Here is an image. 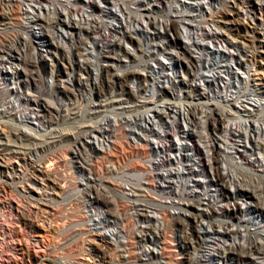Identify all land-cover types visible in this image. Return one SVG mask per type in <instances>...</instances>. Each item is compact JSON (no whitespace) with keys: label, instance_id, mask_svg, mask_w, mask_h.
Returning <instances> with one entry per match:
<instances>
[{"label":"bare ground","instance_id":"bare-ground-1","mask_svg":"<svg viewBox=\"0 0 264 264\" xmlns=\"http://www.w3.org/2000/svg\"><path fill=\"white\" fill-rule=\"evenodd\" d=\"M94 1L95 0H19L20 6L17 3L18 1L15 0L18 5L16 4V7H13V16L17 18V16L22 14L23 20H26L27 23H34L41 28H43L45 24H48V26L55 28V30L64 28V30L72 32V35L68 33L70 35L69 41L73 42L72 38H74V42H69V44L72 45L77 41L81 43V45L77 43L75 48H72L71 52L77 50L79 51V54H82L84 50H87L88 42L92 43L93 47L99 49L101 52L103 50H106L109 53L113 52L116 46H118L117 43H113L111 40L112 37H115L116 31L113 30L112 26L105 24L102 18L115 19V17H118L123 24L121 29L123 31L121 36L122 39L123 37H127L132 40L134 37L133 35H142L144 37V41L147 43V53L145 56L147 58L154 56L158 47H160L159 50L163 49V51L167 53H173L167 47L161 48V40L159 41L160 44L158 43V47L155 44H151L150 41L159 36L163 39L164 35L167 36L169 31L174 30L177 36L178 24H183L185 26L188 31V37L192 40L193 45L202 50V46L200 42L198 43L197 38L201 35L202 37L212 39L213 41L220 39L223 35L221 31L223 27L221 28L219 25L226 23L225 21L232 22L233 19H229V15L237 20L241 19L244 23L249 21L253 24L256 20L251 12L253 9L251 0H229V3L228 0H213L214 2L221 4L222 9L210 13L208 15L209 22L213 23L219 31L216 29L210 30L208 29V26L201 25V23H206L205 18L200 24H193L192 19L186 18V12L180 11L177 6L173 7V4L171 5L168 3L169 1L162 9L160 6L161 0H147L148 3H145V0H101L100 3H103L104 7H96ZM260 2V10H262L264 1L260 0ZM22 3L27 7L23 8ZM133 5L137 8H133ZM37 8L39 10L46 9L48 14L50 11L51 17L48 16L50 20L49 18L47 19V14L41 15L39 13L34 14V12H31V10ZM59 8H61L60 10L62 12ZM85 9H91L93 12L88 13ZM162 12L167 13L165 17L159 16V13ZM63 14L68 18L70 17V21L63 19ZM99 16H102V18ZM77 17L80 19H77ZM256 25L257 26H255L254 30H246V34L249 32L255 34L256 41H253H255L254 44H256V46L254 50H252L253 52L250 58L248 57L247 60L250 64H247L249 67H247L245 72L247 77L240 75L239 83H234L232 81L233 83L230 82L224 84L221 80L224 84L221 86V82H218V79L214 77L204 80L207 88L213 93V96L194 89L192 85H187L185 95L186 100H183L181 105L179 103V105L173 103L170 98L167 101H163L162 104H155V106H150V101L144 99L137 100L140 105L135 104L134 109L127 113L131 115L129 120L124 119V114L126 113L124 111L119 112L114 109L110 111L101 110L102 114H105V116L110 118V121L105 120L106 126L104 129L102 128L107 137V144L110 149L108 152H104L102 156L96 160L95 163L98 167L97 170L107 169V166L105 167L104 163L108 161H111V164L115 165L121 164L133 157H141L142 159L149 158V165L147 166L142 165L143 163H135L128 169H122L118 172L121 174L129 173L132 179L130 182L133 183V186H127V190L133 192L137 191L142 193V195H146V199L143 201L148 203L149 206L151 205L150 208L154 207L156 213L153 216H155L157 222V228L155 227V229L158 230L159 237H157L156 233H153V235L156 236L158 244L148 243L146 247L148 245H160L161 252L154 255L153 253L150 254L149 251L143 252L142 250H139V247L137 246L141 239L139 236H143L144 240L147 234L150 235L152 233H146L145 231L148 229H145L142 225L137 228L138 230L132 232L131 227H128V220H125L124 229H119L118 232L123 233V231H125L126 240L122 244H119V246L121 250L124 251L125 254L128 253L129 256L127 258L128 262H122V264H132L134 263V260L139 259L140 256L142 258L151 259L157 264H165L163 258L172 260V262H167L168 264H178V262H173L174 250L172 246L175 243L172 242L171 236H169V227L172 224V219L175 217L173 215V212L175 211H180L181 216L184 218L185 215H193V218L197 220V223L207 221L208 225H212L216 222L223 224L224 222H228L229 219L231 221L238 219L237 221L245 227L244 230L240 225L239 230L236 231L238 232L236 235L232 234L231 230H227L228 232L225 233L226 235H221L224 234L223 230L219 231L216 229L199 230L198 233L196 232V239L192 246L193 256L191 257V264L194 260V253L196 251L201 257L200 262L204 261V257L208 256L210 260L211 258L216 257V261H214L213 264H264V102L255 101V99H252L251 97L253 93H256L257 96L264 95V22ZM47 30L49 31V28ZM108 31L109 33L107 34ZM78 38H85L86 41L78 40ZM241 44L246 46L245 42H242ZM66 45H68V43L58 42L55 50L62 49L70 51V47ZM46 48L47 53H39V59L48 53H51L53 50L49 48V44H46ZM185 52L190 53V49L185 48ZM244 53L245 56H249L247 51ZM91 54L93 55V52H91ZM173 55L176 60H179L180 57L178 53H173ZM18 56H20V54H18ZM25 56H27V54ZM230 56H232V54H230ZM66 57L65 59H67ZM6 61L7 59L0 57V71L2 70V67H4L7 69V73H11L12 76H4L0 72V105L6 107L3 114H8V117L10 116L12 119L10 118L8 121L6 119V122H4L3 125H7V127L11 129L14 140H17L16 143H18V141H38L41 140V138L42 140L46 138L48 139L50 135V140L52 139V142L50 141L51 143L60 142L55 138H61V134L54 136L56 135L54 134V131L58 130L54 129L56 127L53 128L55 125L54 120L48 118V114L52 115L50 109L44 108V110H39L40 108L38 107L42 106L37 102L36 104L38 107L33 103L29 104L28 102L24 109H17L12 105L10 97L12 95L15 96V94L2 88V86L13 80L14 84L21 85L23 81L17 77L19 76V73L10 72L9 69L11 67L6 65ZM16 61L25 62L22 58L20 59V57H18ZM68 61L70 65V60ZM141 62L142 63L139 65H141L147 72L146 76L152 78L155 77V80L162 77V67L159 66V68L151 65L147 67V62L145 60L144 62ZM89 63L87 62V64ZM24 64L30 65L32 63L27 61ZM239 64L244 65L243 62H240ZM199 70V66L193 65L191 69L189 68L187 70L188 73L185 75H193L196 77L199 75ZM3 71L4 70H2V72ZM226 71L228 72L229 69ZM128 75L136 78L140 77L138 71H131ZM216 75L218 76V74ZM203 77L204 74H202L201 79ZM182 78L184 80L182 81V84H185L186 78ZM247 88H249V90ZM137 90L139 92V89ZM161 99H164V95L161 96ZM161 105L163 107L159 109L158 106ZM162 113L164 116L161 115ZM150 114H152L156 120L151 119L152 115ZM111 115H115V117L117 116V119L111 118ZM19 117H24L29 120L34 119L38 122L39 126H42L41 132L33 134L25 131L23 126L27 127L26 124L24 125L23 123L19 124L14 122V118ZM166 117L169 120L166 119ZM138 122L147 123V133L155 134V140H144L141 144H135L134 142H128L126 140L123 141L126 143H122L121 136H124V134L127 133L125 127L129 124H135ZM181 122L184 123L188 129H183ZM257 123H260V127ZM87 124L88 123H86V125ZM215 131L218 132L219 135H217ZM173 133L180 140V148H178L179 146H176L172 139ZM9 136L11 137V135ZM9 141L8 143H10ZM188 142L191 143L189 144ZM3 143L1 145L2 147H8L5 144L3 145ZM14 143L15 142L13 141V144ZM16 143L15 145L19 144ZM35 144L37 145L36 142ZM186 145H192V147L187 149L185 147ZM6 147L2 150L0 149V164L4 165L2 173H7V176L10 177L12 182L14 180L23 179V181L27 183L26 186H23L26 187V191L31 196L29 198L30 204H33L34 206L41 202L44 204V206H39L40 204L37 205L40 208L38 209L37 207V210L33 211L31 213L32 215L30 214L31 216L29 217L24 212L19 213L16 207L17 203L13 201V198H11L12 196L6 187L0 188V194L2 195H0V210L7 208L10 212V216L13 217L12 222H9L8 220V226H4L0 222V243H4L2 245L4 248L0 251V264H17L18 259L15 260L14 258L17 251L19 252L21 248L9 246L7 243L10 242L8 240L12 241L18 239V234L22 232L21 225L32 229L35 226L34 222L42 221V223L47 224L49 227L48 230L51 233L57 232V228L51 225L54 223L52 218L57 212L55 209H51L48 204H45L43 197L46 198L45 201L53 203L56 201L57 196L62 195L64 188L66 187L64 186L65 184L63 185L59 182L51 181L50 174L52 173L51 171H55L56 168L65 164L66 157L63 159L53 157L49 159L47 164L41 166L37 163L38 161H35L28 156L29 153L21 152V149L20 151L17 149L11 150L10 153H4L5 151H8ZM18 147H20V144ZM24 148L29 147L24 146ZM187 151H190V153ZM171 153L174 154V156H172ZM258 153H260L262 157H260ZM220 160L223 162V165H225V168L223 169L227 176L226 178L229 179L230 183L237 191V199L240 197H242V200L243 198H246L245 200L247 202L245 204L250 205L248 206L249 211L253 213V215H250L248 219H242V217L238 218V216L235 215V212L230 213L228 211L229 200H234V198L231 197V195L230 197H228L229 195L222 197L223 193L225 195L223 185L226 178H223L221 175L219 168ZM114 170H116V168L110 169L109 171L112 172ZM93 175V177H89L88 181L97 184L101 178L97 172L95 174L93 173ZM202 178H205L207 182L202 180ZM247 178L252 180V182L253 180L258 182V185L254 187L259 189H256L259 191V194L254 188H250L252 185H249L250 187L247 186ZM243 182L247 183L245 184ZM242 188L246 190L243 194L244 196L238 194L239 189ZM115 191L117 194L115 195L118 196V199L123 198L128 200V196L122 194L118 188L113 189L114 193ZM216 192L218 194L221 193V196L217 197V194H215ZM33 197H35L34 200H32ZM165 199L167 201H163ZM14 202L16 204H14ZM216 203L221 204L220 209L216 208ZM200 205H204L205 209L199 208ZM29 206L31 205L26 206L28 210ZM171 209L175 211L172 212ZM208 209L210 212H208ZM39 210L47 214V217L40 215L41 212ZM201 217L205 218L199 219ZM146 221H148L147 218ZM178 223L179 222H176L174 226L179 228ZM115 224H117V226L120 225V217H117ZM188 226L190 225L187 223L183 224V228L185 229H188ZM212 228L214 227L212 226ZM230 233L232 235H229ZM99 238L101 237L98 236V239ZM45 240L41 239L35 242L38 245L39 250L43 253H46L47 250L51 249V244L47 243ZM100 241L103 243L107 251L112 250V247L117 250V248H115L113 244L111 245L105 238H101ZM76 247L75 250L79 251L82 256L89 257L96 261V257L93 258L94 255L92 249H87V247L82 244L81 247H79L78 244ZM4 253H12V255L14 254L15 256L9 254L5 255ZM98 257L99 256H97V258ZM100 258L101 260H99V264H109L111 262L110 257L107 256L106 253ZM21 260H23V258H21ZM49 261L60 264L59 261L54 258L49 259Z\"/></svg>","mask_w":264,"mask_h":264},{"label":"rangeland","instance_id":"rangeland-1","mask_svg":"<svg viewBox=\"0 0 264 264\" xmlns=\"http://www.w3.org/2000/svg\"><path fill=\"white\" fill-rule=\"evenodd\" d=\"M17 1L19 4V0ZM251 1L253 4L251 12L256 19L255 22L253 24L249 21L244 23L241 19L237 20L233 18V16L229 15L228 18L233 19L232 22L225 21L226 23L222 22L223 24L219 25L221 28L223 27L221 30L223 35L220 39L213 41L212 39L204 38L201 35L197 38L198 43L200 42L202 46V50L193 45L192 40L188 37V31L183 24L177 25V36L174 30L169 31L167 36L164 35L163 39L159 36L150 41L151 44H155L158 47V43L161 40V48L167 47L173 53L179 54L180 58L179 60H176V58H174L175 54L173 55V53H167L163 51V49L159 50L160 47L156 49L154 56L150 58L145 57L147 53V43L144 41V37L142 35H133L134 37L132 40L127 37H123L122 39L121 36L123 31L121 29L123 24L118 17L112 19L102 18V16H99L105 24L112 26L113 30L116 31L115 37H112L111 40L113 43H117L118 46H116L113 52L109 53L106 50L101 52L99 49L93 48V45L90 42L87 44L88 47L86 46L87 50L88 48L89 50H84L82 54H79V51L77 50L72 52L67 50L66 52L62 49L55 50L58 42L68 43L69 34L72 32H68V30H64V28L55 30V28H52L45 23L43 29L34 23H27L26 20H23L22 14L15 18L13 16V7L15 8L17 4L15 0H0V57L7 59L6 65L11 67L9 69L10 72L19 73V76L17 77L23 81L21 85H17L13 83V80L3 85L2 88H5L7 91L15 94V96L12 95L10 99L12 105L17 109H24L28 102L29 104L33 103L36 107H38L36 102L39 103L40 106H42L38 107L40 108L39 110H44V108L50 109L52 115L48 114V118H52L54 120L55 125L53 128L56 127L54 129L58 130L54 131V134H56L54 136L61 134V138H55L60 142L51 143L52 139L50 140V135L48 139L46 138L42 140L41 138V140L38 141L33 140L34 142L18 141L20 144V147H18L19 144L16 143L17 140H14L11 129L8 128L7 125H3V123L6 122V119L8 121L10 118L12 119V117H8V114H3L6 107L0 105V149L2 150L6 147L1 146L5 141L3 145L5 144L8 146L6 147L8 151H5L4 153H10L11 150L17 149L20 151L21 149V152L23 151V153H29L28 156L31 159L38 161L37 163L41 166L47 164L49 159L53 157L62 159L66 157L65 164L56 168L57 170L55 169V171H51L52 175L50 174L51 181L59 182L63 185L65 184L64 186L66 187L64 188L62 195L57 196L56 201L53 203L45 201L46 198L43 197L45 204H48L51 209H55L57 212V214L52 218L54 223L51 224L53 227L57 228V232L51 233L48 230L49 227L47 224L42 223V221L34 222L35 226L32 229L21 225L22 232L18 234V239H14L12 241L8 240L10 242H8L9 244L7 243L9 246L21 248L19 252H15L17 258L14 254L12 255V253H4L5 255L9 254L11 256H15L14 259H18L17 264H58L49 261V259L53 258L58 260L60 264H99V260H101L100 257H102L104 253H106L111 259L109 264H122V262H128L127 258L129 254L126 253V256L125 252L121 251L119 244L117 247L115 246L118 251L113 247L112 250L107 251L100 239L105 238L111 245L112 242H115L112 231L114 230L113 228L118 227L117 224H115L117 217H113L116 205H118L120 216L123 218L127 217L130 212H135L138 217L147 218V226H154V220L156 221V218H153L152 216L156 213L154 207L150 208L151 205L149 206L148 203L143 201L146 197L145 195H142V193L127 190V186L131 185L129 173L121 174L118 172L122 169H128L135 163H143L142 165L147 166L149 165V158L142 159L141 157H133L121 163L122 165H113L111 164V161H108L104 163V166H107V169L97 170L98 167L95 163L96 160L102 156L104 152H108L110 149L107 144L99 141L98 137L95 135L105 136V132L103 131L106 126L105 120L110 121V118L105 116V114H102L101 110L110 111L114 109L119 112L124 111L126 112L124 114V119L129 120L131 115L127 113L134 109L135 104L140 105V103L136 100L141 99L138 97L137 93L139 83H141L143 89H146L147 96H149L148 93H151L152 95L145 99L146 101L151 102L149 103L150 106L162 104L163 101H167L169 98L173 101V103H179L181 105L183 100H186L185 95L187 85H192L194 89L213 96V93L209 88H207L204 82V80H208V78L214 77L218 79V82H221L222 80L224 84L232 81L234 83H239L240 75L247 77L245 72L247 67L250 65L247 60L248 57L250 58L253 52L252 50H254L256 46V44H254L256 41L255 34L250 32L246 34V30L248 29L249 31H252L255 26H257L256 24L264 22V5L262 6V10H260V0ZM94 2L96 6L101 5V7H104V4L100 3L101 0H95ZM167 2L171 5L173 4V7H179L180 11L186 12V18L192 19L193 24H200V22L205 18L206 23H201V25L208 26V29L210 30H218L213 23L209 22L208 15L216 10L222 9L221 4L216 3L213 0H161V9L166 6ZM229 2L230 1L228 0V3ZM145 3H148V1L145 0ZM22 5L23 8L27 7L24 6L23 3ZM132 7L137 8L135 5ZM60 9L61 8H59V10ZM35 10H31V12H34V14L39 13L41 15L47 14V19L51 17L50 11L48 14L46 9L39 10L37 8ZM85 10H87L88 13L93 12L91 9ZM166 14L167 13L162 12L159 13V16L165 17ZM62 17L66 21H70V17L68 18L64 14ZM77 19L80 18L77 17ZM48 28L49 31L47 30ZM108 33L109 31L107 34ZM242 42H245L246 46L242 45ZM46 44H49V48L53 50L51 53L42 57L43 59H39V53H47ZM185 48H189L190 53H186ZM245 51L248 52L247 54L249 56H245ZM91 52H93V55ZM18 54H20V56H18ZM26 54L27 56H25ZM230 54H232V56H230ZM18 57H20V59L22 58V60L25 61L24 63L28 61L33 65H25L23 62L16 61ZM65 57L67 59H65ZM68 60H70V65ZM144 60L147 62V67H149V65L162 67L163 72H161L162 77H159V82L157 80L154 82L149 78L144 80V76L142 75H145L147 72L141 65H139L142 63L141 61L144 62ZM87 62L90 63L87 64ZM240 62H243L244 65L242 64V66L239 64ZM193 65L200 67V70L198 71L199 75L196 77L193 75H185L188 73L187 70L189 68L191 69ZM227 69H229L228 72L226 71ZM2 70L4 71L2 72ZM2 70L0 72L4 76H12L11 73H7L6 68L2 67ZM131 71H138V75H140V77L136 78L129 76L128 73ZM202 74H204V77L201 79ZM216 74H218V76ZM182 77L186 78L185 84H182V81H184ZM222 82L221 86L224 85ZM247 89L249 90V88ZM162 95H164V99H161ZM251 97L252 99H255V101L264 102V95L257 96L256 93H253ZM162 107V105L158 106L159 109ZM161 115L164 116L163 113ZM116 117L115 115H111V118ZM151 119L156 120L153 115ZM166 119L168 118L166 117ZM30 120L24 117L14 118L15 123H23L24 125H27V127L23 126V129L28 133L35 134L37 132H41L42 126H39L38 122L34 119ZM86 123L88 124L86 125ZM257 125L260 127V123H257ZM182 126L183 129H188L184 123H182ZM62 130L64 133H67L64 134ZM7 133L11 135V137ZM216 133L219 135L218 132ZM172 139L174 142H178L179 140L174 133ZM8 141L11 144L8 143ZM13 141L18 145H15V143L13 144ZM121 142L126 143L122 140ZM188 143L190 144L191 142ZM175 144L178 146V143ZM24 146L29 148H24ZM185 147L188 149L191 148L192 145H186ZM178 148H180V146ZM187 152L190 153V151ZM258 155L262 157L260 153H258ZM172 156H174V154H172ZM3 166L4 165L0 164V188L6 187V189L10 192L13 201L17 203L16 204L14 202L19 213L24 212L30 217L32 215L31 213L37 210V207L39 209V206H44V204L42 202L39 203L40 205L37 204L39 206L30 204L29 198L31 196L26 191L25 187L27 183L23 181V179L14 180L12 182L10 177L7 176V173H2L4 169ZM113 168H116V170L110 172L109 170ZM219 168L223 178H226L227 176L223 169L225 168V165H223L221 160L219 162ZM96 172L101 179L97 182V184H94L92 181H88V179L89 177H93V173L95 174ZM202 180L207 182L205 178H202ZM246 181L248 182H246L247 186L252 185V187H249L252 189L254 188L255 190L258 189L257 187H254L258 185L257 181L253 180L252 182L249 178H247ZM223 187L225 195L223 193L222 197L227 195L230 197L231 195V197L234 198V200L231 201L228 199L230 203H228V211L230 213L235 212V215H237L238 218L242 217V219H248L250 215H253V213L249 211L248 206L250 205L245 204L247 202L245 200L246 198H243L242 200V197L239 196L240 198L237 199V191L228 178L225 179ZM117 188L122 194H126L128 196V200L123 198L118 199V196H116L113 192V189ZM238 192V194L244 196L243 194L246 190L242 188L239 189ZM257 193L259 194V191ZM215 194H217V197L221 196V193L218 194L216 192ZM34 199L35 197L32 198V200ZM163 201L167 200L165 199ZM28 205H31L29 206V210L26 208ZM220 205V203H216V208L220 209ZM199 208L205 209V206L201 205ZM173 211L175 210H172V212ZM40 212V215L47 217V214L42 211ZM208 212H210L209 209ZM147 214L150 216L148 217ZM173 215L175 217L172 219V226L170 225L169 227V236H171L172 242L175 243L172 246L174 250L173 262H178V264H191V258L189 260L188 253H186L190 250V242L187 241V238L196 239L195 234L196 232L198 233L199 230H223L224 234L221 235H226L225 233L228 232L227 230H231L232 234H238L236 231L239 230L240 225L241 228L245 230L244 225L237 221L238 219L232 221L229 219L228 222H224L223 224L216 222L212 225H208L207 221L197 223V220L193 218V215H185L184 218L181 216L180 211L173 212ZM203 218L201 217L199 219ZM8 220L9 222L13 221V217L10 216V212L7 208L1 209L0 222L4 226H8ZM176 222H179V228L174 226ZM184 223L190 225L188 226V229H185V232L183 228ZM212 226L214 228H212ZM93 228L97 229V231ZM231 233L229 235H232ZM95 234L101 237L98 241L96 240ZM41 239H46L45 241L51 244V249L47 250L46 253L41 252L38 245L35 243L37 240ZM155 240V235L147 234L143 241L147 243H155ZM3 244L4 243H0V251L4 248V246H2ZM77 244L79 247H81L82 244L87 247V249H92V253L94 255L93 258L96 257V261L90 259L89 257L82 256L79 251H76L75 249L77 248ZM160 248V245H148L147 247L145 245V251H149L150 254L153 253L154 255L161 252ZM97 256L99 257L97 258ZM21 258H23V260H21ZM200 258V255L196 251L194 253V260L192 261V264H213L214 261H216V257L211 258V260H213L211 261L207 256L204 257V261L201 262ZM163 259L165 260V264L167 262H172V260H169L168 258ZM132 264L155 263L140 256L139 259L134 260V263Z\"/></svg>","mask_w":264,"mask_h":264},{"label":"built area","instance_id":"built-area-1","mask_svg":"<svg viewBox=\"0 0 264 264\" xmlns=\"http://www.w3.org/2000/svg\"><path fill=\"white\" fill-rule=\"evenodd\" d=\"M98 7H101V6H98ZM78 40H81V41H84V42L86 41L85 38H80V39L78 38ZM72 41L74 42V38H72ZM69 42H71V41H68V47H70V51L72 50V48L73 49L75 48V46L77 45V43L81 45V43H79L77 41L74 44H72V45L69 44ZM73 42H71V43H73ZM93 48H95V47H93ZM148 78L149 79H152V81H154V82H156V80L158 82L160 81L159 78L155 80V77H153V78L152 77H148L145 74L144 75V80H146ZM137 89H139V92L137 90L138 97L141 98V99H136V100H143V99L145 100L147 97L151 96L150 93H148L149 96L146 95V89H143L141 83L138 84V88ZM108 114H112V113H108ZM125 128H126V132L127 133L124 134V136H121V140L122 141H125L126 140L128 142H134L135 144H141V143H143L144 140H152V141L155 140V134H153V133H147V123L145 124V123H139L138 122V123H135V124H129ZM95 135H96V137H98V140L101 141L102 143H105V144L108 143V140H107V137L106 136L103 137V135H97V134H95ZM175 143H178V146H180V141L179 140H178V142H175ZM107 146H108V144H107ZM130 179H131V177H130ZM130 184H131L130 186H133V183L132 182H130ZM115 194H116V191H115ZM145 199L146 198H144V200ZM114 214H116V215H114ZM153 215H155V213ZM147 216H148V214H147ZM113 217H120V225L118 227H116V228H113L114 230L112 231V234L114 235V238H115L114 239L115 242H112V244L114 246H116V247H117L118 244H122L126 240V238H125V231H123L124 234L118 232L119 229H122V228L124 229L125 220H128V223H129V226L128 227H131V231L132 232L135 231V230H138L137 228L140 225H142L143 227H145V229H148L147 231H145L146 233H152V234L153 233H156L157 234V237H159L158 230L155 229V227L157 228V226H156L157 225V222L155 220H154V226H146V217L140 218V217L137 216V214L135 212H130L127 215V217H124L123 218L122 216H120L119 209H118V205H116V210L113 213ZM153 217L155 218V216H153ZM91 225H92V223H91ZM93 229L97 231V229H95V228H93ZM200 229H202V228H200ZM155 231H157V232H155ZM184 231H185V228H184ZM139 237L141 239H140L139 243L137 242L138 243L137 246L139 247L138 248L139 250H142L144 252L145 251V245H147L148 243L145 242V241H143V236H139ZM96 240L98 241V236L97 235H96ZM194 240H195L194 238H187V241L190 242V250L186 252V253H188L189 260L193 256V254H192V246L194 245ZM155 244H158V242L156 240H155ZM149 256H151V255H149ZM146 259L148 261H152L153 263L157 264L156 262H154L151 259H148V258H146Z\"/></svg>","mask_w":264,"mask_h":264}]
</instances>
